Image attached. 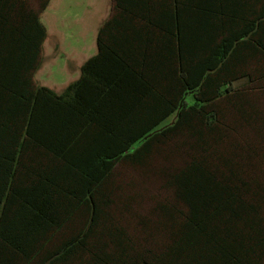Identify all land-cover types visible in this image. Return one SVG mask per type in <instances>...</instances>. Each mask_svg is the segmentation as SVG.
Masks as SVG:
<instances>
[{
	"label": "trees",
	"instance_id": "1",
	"mask_svg": "<svg viewBox=\"0 0 264 264\" xmlns=\"http://www.w3.org/2000/svg\"><path fill=\"white\" fill-rule=\"evenodd\" d=\"M50 1L0 0V264H264V184L208 155L217 101L264 79V0H114L62 94L34 81ZM182 134L199 151L168 174L185 210L164 248L138 249L109 211L114 169Z\"/></svg>",
	"mask_w": 264,
	"mask_h": 264
},
{
	"label": "rangeland",
	"instance_id": "2",
	"mask_svg": "<svg viewBox=\"0 0 264 264\" xmlns=\"http://www.w3.org/2000/svg\"><path fill=\"white\" fill-rule=\"evenodd\" d=\"M40 10L41 0H27ZM49 6V7H48ZM41 16L46 23L53 19L50 37L46 39L43 54L34 73L37 86H48L65 91L68 57L76 66L80 53L70 49L80 42L90 48L96 46L98 31L112 13L113 0H52ZM83 56V54H82ZM239 86V87H238ZM241 88L236 85L234 88ZM240 96L223 97L217 101L220 111L221 135L213 139L208 151L210 161L217 154L231 157L243 170L264 184V79L243 88ZM195 102L191 94L187 98ZM191 139L185 134L163 144H157L144 164L120 161L112 176L114 219L129 233L138 249L159 251L171 241L175 221L185 210L175 196V189L168 184V174L185 165L199 151L190 147ZM219 163V161H218ZM221 164V161H220ZM86 217L79 216L54 236L52 244L78 230Z\"/></svg>",
	"mask_w": 264,
	"mask_h": 264
},
{
	"label": "crops",
	"instance_id": "3",
	"mask_svg": "<svg viewBox=\"0 0 264 264\" xmlns=\"http://www.w3.org/2000/svg\"><path fill=\"white\" fill-rule=\"evenodd\" d=\"M51 1H52V0H51ZM51 1H50V2H51ZM49 5H50V3H49ZM114 5H115V2H114V0H113L112 13H111L110 18L113 17V15L115 14V8H114ZM48 7H49V6H48ZM48 7H47V8H48ZM110 18H109V19H110ZM41 20H42V22L45 24V26H46V28H47V37H46V39H47V38L50 37V30H51V27H52L53 24H54V23H53V19L50 20V23H49V24L46 23V22L43 20L42 16H41ZM106 21H107V20H106ZM106 21H104V23H105ZM104 23H103V24H104ZM103 24H102V26H103ZM98 33H99V31H98ZM97 37H98V34H97ZM46 39H45V41H44V43H43V47H42L41 55L43 54V50H44V47H45ZM78 43H79V44H77L76 46H73V47L70 49V52H71V53H80V54H81V57H80V60H79L78 64H77L76 66H72L71 68H70V67L68 68L67 65H69V63H71V61H74L73 58H71V57H68V62L65 63L66 68H67V70H69V71H67V73H65V77L63 78V80H62L63 82H61V84L66 85V86H67L68 84H71V83L75 82V81L78 80L79 78H81V76H82V67H83V65H84V64H85L90 58H92L93 56L97 55V54H98V51H99V47H98V44H97V38H96V46L91 45L90 48H87L88 46H86L85 44L83 45L82 42H80V40H79ZM82 54H83V56H82ZM248 82H249V78H248V77H242V78H239V79L235 80V81L232 83V86H233V88H234L236 85H240V87H241V86H243V85H246ZM238 87H239V86H238ZM49 88H51L52 90H54V91H55L56 93H58V94H62V93H63V91H61V90L53 89L52 87H49ZM236 88H237V87H236ZM234 89H235V88H234ZM189 95H190V94L187 95V98H188ZM191 95H192V94H191ZM176 117H177V112H176V113H173V114L170 115L167 119H165V121H163V123H162L161 125L164 126V125H168V124L174 122L175 119H176Z\"/></svg>",
	"mask_w": 264,
	"mask_h": 264
}]
</instances>
